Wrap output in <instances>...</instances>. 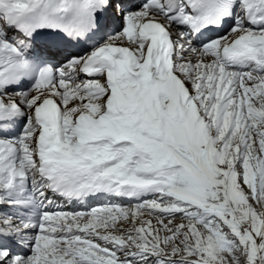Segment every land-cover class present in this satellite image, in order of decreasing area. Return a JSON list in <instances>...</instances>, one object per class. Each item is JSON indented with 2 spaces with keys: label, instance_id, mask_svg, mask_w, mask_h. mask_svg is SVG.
I'll list each match as a JSON object with an SVG mask.
<instances>
[{
  "label": "snow or ice",
  "instance_id": "snow-or-ice-1",
  "mask_svg": "<svg viewBox=\"0 0 264 264\" xmlns=\"http://www.w3.org/2000/svg\"><path fill=\"white\" fill-rule=\"evenodd\" d=\"M0 264H264V0H0Z\"/></svg>",
  "mask_w": 264,
  "mask_h": 264
},
{
  "label": "bare ground",
  "instance_id": "bare-ground-1",
  "mask_svg": "<svg viewBox=\"0 0 264 264\" xmlns=\"http://www.w3.org/2000/svg\"><path fill=\"white\" fill-rule=\"evenodd\" d=\"M79 210V209H78Z\"/></svg>",
  "mask_w": 264,
  "mask_h": 264
}]
</instances>
